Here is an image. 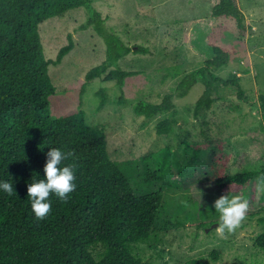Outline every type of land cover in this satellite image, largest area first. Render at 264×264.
<instances>
[{
	"label": "rangeland",
	"instance_id": "1",
	"mask_svg": "<svg viewBox=\"0 0 264 264\" xmlns=\"http://www.w3.org/2000/svg\"><path fill=\"white\" fill-rule=\"evenodd\" d=\"M92 1L107 28L128 46H142L148 53H130L120 60L123 71L138 73L125 80L122 97L116 82L95 79L86 84V74L105 58V45L93 29H82L88 18L84 8L69 12L64 20L41 25L48 60H56L70 39L75 45L61 64L49 67L56 87L50 114L58 119L83 111L89 125L104 127L109 155L120 164L133 189L138 194L162 192L160 219L167 228L158 231L156 250L137 244L129 248L131 255L148 264H264V252L254 244L264 225L246 218L235 232L224 235L213 225L198 226L219 218L213 204L222 195L205 173L212 154L209 141L223 143L229 174L264 168L260 98L264 95V0H238L250 27L245 38L238 37L226 21L211 18L220 0ZM213 44L235 51L227 65L213 74L223 80L238 76L245 99L238 98L236 86H222L211 110L196 120L194 106L205 92L198 83L184 98H174L178 125L173 134L158 136L155 126L166 115L147 120L136 116V105L159 104L174 94L186 75L215 56ZM183 141L199 145L197 158ZM147 156L148 164L142 163ZM163 162H167L164 174H152ZM255 189L254 201L239 194L249 201L248 213L264 210V183L258 180Z\"/></svg>",
	"mask_w": 264,
	"mask_h": 264
},
{
	"label": "trees",
	"instance_id": "2",
	"mask_svg": "<svg viewBox=\"0 0 264 264\" xmlns=\"http://www.w3.org/2000/svg\"><path fill=\"white\" fill-rule=\"evenodd\" d=\"M81 8L88 13L82 29H93L105 45V58L86 74V84L95 79L116 82L123 97L125 80L138 73L123 71L120 60L148 50L128 46L107 28L92 0H0V182H11L14 187L11 196L0 189V264H148L133 257L129 248L144 244L156 250L158 231L167 228L160 219L162 192L138 194L133 189L120 164L109 155L104 127L89 125L83 111L51 117L50 98L56 95V87L49 67L61 64L75 45L70 39L56 60H48L40 26L52 19L64 20L69 12ZM211 18L229 23L240 38H245L250 28L238 0H220L212 8ZM212 48L215 56L186 75L174 94L166 95L159 104L136 105L138 117L150 120L166 115L155 126L158 136L173 134L178 125L174 98H184L198 83L205 86V92L194 106L196 120L211 110L222 86H236L238 98L245 99L238 76L223 80L213 74L227 65L235 51L218 44ZM102 97L100 107L105 104ZM260 98L264 110V95ZM209 144L208 181L222 195L242 193L254 201L256 183L258 177H264V168L229 174L230 160L223 143L211 140ZM183 146L197 158L198 144L183 141ZM51 148L74 152V157L61 166L77 165L76 189L66 203L50 195L51 212L38 221L27 189L31 183L45 179L43 169ZM169 150L167 147L165 151L168 155ZM149 158L142 163L148 164ZM166 163L152 174H164ZM247 218L264 225V210L247 213ZM218 222L219 218H214L198 226L207 228ZM254 244L264 252V233ZM217 258L214 254L213 259Z\"/></svg>",
	"mask_w": 264,
	"mask_h": 264
},
{
	"label": "clouds",
	"instance_id": "3",
	"mask_svg": "<svg viewBox=\"0 0 264 264\" xmlns=\"http://www.w3.org/2000/svg\"><path fill=\"white\" fill-rule=\"evenodd\" d=\"M74 152L62 151L59 148H51L47 153L46 164L43 169L45 179H39L28 185V198L31 209L38 221L44 220L51 212L49 197L55 194L62 203H66L69 194L76 189L75 162L61 166L65 161L74 157ZM259 182L264 183V177H258ZM2 189L9 196L14 194L11 182H0ZM16 194V193H15ZM215 211L219 213L217 232L224 235L235 232L247 218L249 201L240 195L229 198L228 194L221 195L213 204Z\"/></svg>",
	"mask_w": 264,
	"mask_h": 264
},
{
	"label": "water",
	"instance_id": "4",
	"mask_svg": "<svg viewBox=\"0 0 264 264\" xmlns=\"http://www.w3.org/2000/svg\"><path fill=\"white\" fill-rule=\"evenodd\" d=\"M217 226H218V224H214V225L212 226V229L215 228V227H217ZM208 231H209V230H208ZM208 231H207V232H208Z\"/></svg>",
	"mask_w": 264,
	"mask_h": 264
}]
</instances>
